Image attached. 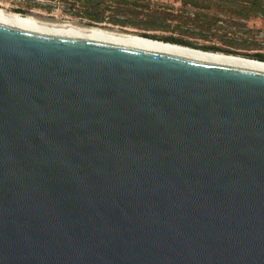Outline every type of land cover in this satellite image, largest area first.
<instances>
[{
  "label": "water",
  "instance_id": "obj_1",
  "mask_svg": "<svg viewBox=\"0 0 264 264\" xmlns=\"http://www.w3.org/2000/svg\"><path fill=\"white\" fill-rule=\"evenodd\" d=\"M0 264H264V70L0 25Z\"/></svg>",
  "mask_w": 264,
  "mask_h": 264
},
{
  "label": "rangeland",
  "instance_id": "obj_2",
  "mask_svg": "<svg viewBox=\"0 0 264 264\" xmlns=\"http://www.w3.org/2000/svg\"><path fill=\"white\" fill-rule=\"evenodd\" d=\"M128 1L129 5L126 6L133 14L120 16L108 11L103 17L135 20L136 26L89 24L87 20L78 18L81 11L75 0H0V6L8 10L46 15L61 22L127 31L137 36L153 37L156 41L171 38L198 48L213 47L238 57L256 55L264 60V18L252 13L238 14L240 7L248 3L247 0H198L194 7L183 4L182 0ZM114 4L111 3L112 6ZM144 15L153 17L157 25L142 28Z\"/></svg>",
  "mask_w": 264,
  "mask_h": 264
},
{
  "label": "bare ground",
  "instance_id": "obj_3",
  "mask_svg": "<svg viewBox=\"0 0 264 264\" xmlns=\"http://www.w3.org/2000/svg\"><path fill=\"white\" fill-rule=\"evenodd\" d=\"M36 15L37 14H31V16L39 19L41 22L34 21L32 19L21 17L18 15H7L5 12L0 10V25L13 28L104 40L114 43H120L125 45H131L136 47H142L147 49H153L163 52H169L174 54H180L264 70V62L256 60L246 59L238 56L203 52L142 37L127 36L120 33L101 30L99 28H81L73 23L61 22L57 20L47 21L43 16L38 17Z\"/></svg>",
  "mask_w": 264,
  "mask_h": 264
},
{
  "label": "trees",
  "instance_id": "obj_4",
  "mask_svg": "<svg viewBox=\"0 0 264 264\" xmlns=\"http://www.w3.org/2000/svg\"><path fill=\"white\" fill-rule=\"evenodd\" d=\"M75 1H77L79 10L81 11V14L77 15L78 18L87 20L89 24L97 25L101 23H106L112 26H119V27H124L125 25L136 26L137 24L135 20L134 21L119 20V19H116L115 16L111 17L110 19H106L103 17V14L108 11H112L114 12L113 13L114 15H120V16L133 14L130 11V9H128V7L126 6V5H129L128 0H75ZM196 1L198 0H182V3L190 4L192 7H194L197 4ZM247 2L248 3H245L242 7H240L238 14L247 15V14L252 13L255 16H261L262 18H264V0H247ZM111 3H115V4L112 6ZM144 16H145L144 20L141 21L142 28H151L157 25L156 23L158 22L154 21L153 17H150L149 15H144ZM140 37L150 39L148 36L140 35ZM157 40L163 43H169V44L191 48V49L199 50L203 52L220 53L224 55L235 56L233 53H229L226 51H220L219 49H216L213 47L198 48V47H194L190 45L189 43H185V42L178 41V40L171 39V38L157 39ZM246 58L264 62V60L261 57L256 56V55L251 56V57H246Z\"/></svg>",
  "mask_w": 264,
  "mask_h": 264
},
{
  "label": "flooded vegetation",
  "instance_id": "obj_5",
  "mask_svg": "<svg viewBox=\"0 0 264 264\" xmlns=\"http://www.w3.org/2000/svg\"><path fill=\"white\" fill-rule=\"evenodd\" d=\"M185 5L191 6L190 4H185ZM0 10L3 11V12H5L7 15H18V16H21V17H26V18L32 19L34 21L41 22L39 19L31 16V14L33 15V13H30L29 14L28 12H21L19 10H8L7 8L1 7V6H0ZM29 16H31V17H29ZM36 16H43L44 18H51L49 16L40 15V14H37ZM258 18H262V17L261 16H258ZM51 19H53V18H51ZM149 38H153V37H149Z\"/></svg>",
  "mask_w": 264,
  "mask_h": 264
}]
</instances>
